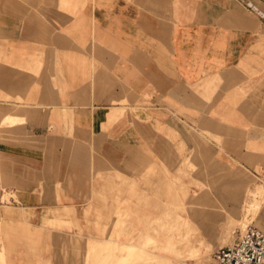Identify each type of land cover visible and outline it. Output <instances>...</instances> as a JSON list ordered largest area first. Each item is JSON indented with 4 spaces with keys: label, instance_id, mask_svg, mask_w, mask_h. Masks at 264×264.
Here are the masks:
<instances>
[{
    "label": "crops",
    "instance_id": "1",
    "mask_svg": "<svg viewBox=\"0 0 264 264\" xmlns=\"http://www.w3.org/2000/svg\"><path fill=\"white\" fill-rule=\"evenodd\" d=\"M248 1L0 0V194L16 196L0 206L15 232L0 264L142 243L185 264L235 241L264 187V4ZM192 183L185 215L152 237L154 211ZM59 209L67 249L12 250ZM254 223L264 232V197Z\"/></svg>",
    "mask_w": 264,
    "mask_h": 264
},
{
    "label": "rangeland",
    "instance_id": "2",
    "mask_svg": "<svg viewBox=\"0 0 264 264\" xmlns=\"http://www.w3.org/2000/svg\"><path fill=\"white\" fill-rule=\"evenodd\" d=\"M191 132H193L191 130ZM193 154V152H192ZM191 154V155H192ZM190 166L187 167V169L189 170H194V164L193 162H190ZM190 180L193 182V179L190 178ZM188 186V185H187ZM191 186H193V183L190 184L186 190H179L181 191L179 196H175L174 198L171 197V201H172V205L176 206L177 208L175 209H170V210H155L154 214L155 216L153 217L152 220V237H160V231H163L161 229V226H168L171 225L175 222V220H177L178 215H182L184 216L186 213V209L182 208L183 205L182 203L180 204L179 202L183 200V198H188L190 196V192L191 194H193V190L191 189ZM259 190L261 192V197H260V201L262 200V198L264 197V187L262 185H254L253 184V188L250 190V198H252L251 193L252 191L254 192ZM66 195H62L59 194V204H61L63 197H65ZM106 200L108 205H110V199L114 198L113 194H106L103 195ZM16 197L13 193H5L3 192L2 194H0V206L1 205H12L11 202H13V198ZM78 206L81 208L83 207L85 204L83 201V198H78ZM64 201V200H63ZM179 201V202H178ZM252 203V200L250 199L249 205L246 209V216L244 218H242L240 220V222H238V228L239 230H243L242 228L246 225V224H252L254 226H257L254 223V216H255V210L250 207ZM1 209V207H0ZM81 213V210L79 211ZM110 212V211H108ZM255 212V213H254ZM1 214V212H0ZM127 213L123 212V216H122V220L126 221L128 220L129 216L126 215ZM44 219L42 221L43 225L40 228V230L38 231L39 234L35 233V230L30 229V234H25L24 232L22 233V231H20L21 235H26L25 237H23L25 239V243H20L19 239L17 238V242H13L14 246L12 247V250H16V249H20V250H25L28 251V253H34L38 252L39 254L43 252V250H50L53 248L52 246V241L54 240H58L59 243V249L60 251L67 249V245H66V240L62 238V233L65 232L67 229H71L72 230V226H67L66 219H67V213L62 211V210H58L57 213H51L50 211H46L43 213ZM29 218L31 217H35L34 214H31L30 216H28ZM52 217L54 220L50 221L47 220L48 218ZM65 219V220H64ZM165 223H168V225H166ZM242 227V228H241ZM258 227V226H257ZM18 229V228H17ZM13 228L12 226H6L2 224L1 221V217H0V250H2V244L5 245V249L8 248V244L10 241V237L9 234L10 232H12L13 234H15V232L12 231ZM47 231L48 234H44V236H42V234L40 235V233H42V231ZM51 231H57L59 232V236L57 238H54L51 236ZM75 231L76 232H80L82 233V227L81 226H75ZM17 234H19V232H16ZM36 234V235H35ZM112 234V236L114 235V230L112 227V232L110 233V235ZM109 235V236H110ZM127 237H131L133 239H130L129 242L132 243H140V240L136 239V236L133 237L130 234H126ZM174 236L178 237V233L175 232ZM18 237V236H17ZM77 238H79V244H75L76 241H74V248L76 250H81L82 248V240L83 238L81 237H76L75 239L77 240ZM151 244H154V242H151ZM7 245V247H6ZM146 243H142L141 245H123L120 252H122L123 257H116L114 255V251H113V255L109 254V251L111 250L110 247H106L107 248V253L101 257V252L103 250L100 249L99 244H94V246H91V251H92V256L91 253H88V248H86L87 253L85 254V257H82L81 259H79V262L82 264H168V261L160 259L159 255L155 252L152 251V247L150 246V244ZM22 246V247H19ZM144 247L146 249H144ZM116 251V250H115ZM119 252V253H120ZM186 252V251H185ZM136 253V254H135ZM211 254H212V249H203L202 252V256L200 257H188V256H184L182 258H180V260H182V262H184L185 264H210L211 261ZM47 258H49V253L47 254ZM60 260V264H65L66 262V258H59ZM62 262V263H61Z\"/></svg>",
    "mask_w": 264,
    "mask_h": 264
},
{
    "label": "built area",
    "instance_id": "3",
    "mask_svg": "<svg viewBox=\"0 0 264 264\" xmlns=\"http://www.w3.org/2000/svg\"><path fill=\"white\" fill-rule=\"evenodd\" d=\"M249 9L254 6L248 0H239ZM264 4V0H259ZM210 264H264V232L248 224L231 245L218 248L212 253Z\"/></svg>",
    "mask_w": 264,
    "mask_h": 264
},
{
    "label": "bare ground",
    "instance_id": "4",
    "mask_svg": "<svg viewBox=\"0 0 264 264\" xmlns=\"http://www.w3.org/2000/svg\"><path fill=\"white\" fill-rule=\"evenodd\" d=\"M261 192H262V190L261 191H259V190H257V191H255L254 190V192L252 191V193H251V196H252V198H251V200H252V203H251V206L250 207H252L254 210H255V212L259 209V205H260V203H261V201H260V197H261ZM254 212V213H255ZM248 224H246L242 229H244L246 226H247ZM136 254V253H135Z\"/></svg>",
    "mask_w": 264,
    "mask_h": 264
}]
</instances>
